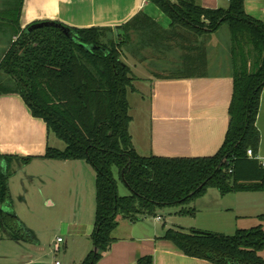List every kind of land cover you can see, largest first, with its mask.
I'll return each instance as SVG.
<instances>
[{
    "label": "trees",
    "instance_id": "obj_1",
    "mask_svg": "<svg viewBox=\"0 0 264 264\" xmlns=\"http://www.w3.org/2000/svg\"><path fill=\"white\" fill-rule=\"evenodd\" d=\"M24 1L0 0V95H20L32 115L64 142L63 150L49 146L45 159L86 161L96 171L97 210L90 237L94 249L82 264H98L110 250L119 217L137 223L161 217L167 208L194 217L192 204L209 189L223 196L264 192V166L248 156L249 149L258 155L261 142L257 121L264 91V23L246 13L245 0H229L227 9L206 8L196 0H148L171 20L168 29L141 12L116 28H76L54 22L31 31L33 24L26 29L20 24ZM224 25L232 41L234 93L222 147L209 157L140 155L130 132L128 97L137 91L138 78L126 55L140 61L146 58L132 45V34L159 54L170 53L175 47L172 42L181 48L180 68L169 77L204 76L199 72L207 62L209 37ZM243 43L250 47L248 55L237 53ZM33 159L0 153V240L8 229L12 239H20L16 230L24 228L3 205L10 199L12 165ZM115 169L129 195L119 194ZM260 219L264 221V215ZM162 239L184 255L212 264H264L261 225L232 235L175 226ZM136 264H154V257L143 256Z\"/></svg>",
    "mask_w": 264,
    "mask_h": 264
},
{
    "label": "crops",
    "instance_id": "obj_2",
    "mask_svg": "<svg viewBox=\"0 0 264 264\" xmlns=\"http://www.w3.org/2000/svg\"><path fill=\"white\" fill-rule=\"evenodd\" d=\"M196 1L211 9L229 7V0ZM245 10L248 15L264 23V0H245ZM141 12L164 29L171 25V20L148 0H25L20 24L22 29L36 22L46 21L60 22L76 28H116ZM208 49L211 50L210 45ZM133 60L137 72L131 68L134 75L151 87L149 119L137 124L135 128V119L132 117L130 125L138 153L142 156L169 158L215 155L222 147L230 125L229 108L234 93L232 71L193 77H162L145 70L144 64L135 58ZM164 62L168 61H158L155 65L160 66ZM136 89V93H140L137 87ZM257 126L261 136L257 154L260 161L264 162V91ZM51 135L54 134L48 132L46 123L32 115L20 95H0L1 154L33 157L31 162L51 161L68 165L66 162L71 161L44 158L50 146ZM53 165L57 167L58 164ZM202 199L210 202V208L206 209L209 215L205 221L209 227H199L198 215H195L192 216L193 224L174 222L170 228H195L228 235L239 229L260 225L264 229V221L260 219L264 215V192H239L223 196L217 189H209L197 201ZM199 206V203L195 205L196 213L201 210ZM175 215L189 217L180 216L177 212ZM161 218H156L154 224H147V219L137 223L127 220L120 222L113 235L115 242L98 264H136L146 255L154 257V264H212L207 260L188 257L171 241L162 239L164 232L170 228L158 226L157 222L165 221L162 215ZM93 231L94 225L86 227V236L90 237ZM260 256L264 258V250L260 252Z\"/></svg>",
    "mask_w": 264,
    "mask_h": 264
},
{
    "label": "rangeland",
    "instance_id": "obj_3",
    "mask_svg": "<svg viewBox=\"0 0 264 264\" xmlns=\"http://www.w3.org/2000/svg\"><path fill=\"white\" fill-rule=\"evenodd\" d=\"M131 39L132 45L137 47L136 49L146 60L140 61L132 54H127L126 61L130 65L135 58L136 61L144 64L145 70L162 77L174 76L179 70L183 51L175 42L170 43L175 46L170 53L159 54L158 49L153 46H143L136 34L133 33ZM208 45L211 50L208 52L206 65L199 73L232 71V41L229 27L224 25L218 33L209 37ZM249 50L250 47L243 43L237 53L248 55ZM164 60L168 61L164 62L165 65H155L158 61ZM247 60L251 63L253 61L250 55L247 56ZM131 68L137 73L133 63ZM135 86L140 93H130L128 97L131 104L130 114L135 119L136 128L137 124L147 122L149 119L151 87L149 83L140 80L135 82ZM50 147L63 150L66 145L55 135H51ZM66 163L68 165H60L63 164L62 162L33 161L27 164L15 162L12 165L9 182L10 199L8 204L3 205V209L12 211L19 221L20 229H24L20 232L16 230L19 240L10 237L13 233L10 229L3 231V239L0 240V264H57V262L82 264L89 252L94 249L91 236H86L85 231L86 227L93 226L96 221V171L86 161ZM53 164L58 165L56 167ZM115 177L119 185V194L129 195L130 191L119 179L117 169H115ZM205 200L207 199L192 204V207L200 204L201 210L200 212L197 210L196 213L199 227L208 225L205 222L209 215L206 209L210 208V202ZM177 211L175 208L161 211L160 215L165 221L157 222L158 226L163 228L165 225L170 228L174 222L193 224L192 216L176 217ZM146 219L147 224L156 222L154 217ZM123 220L119 217L120 222ZM27 232L31 239L27 238ZM58 238H62L63 242L58 243Z\"/></svg>",
    "mask_w": 264,
    "mask_h": 264
},
{
    "label": "water",
    "instance_id": "obj_4",
    "mask_svg": "<svg viewBox=\"0 0 264 264\" xmlns=\"http://www.w3.org/2000/svg\"><path fill=\"white\" fill-rule=\"evenodd\" d=\"M54 22H50V21H46V22H38V23H35L33 24L30 28H29V31L33 30V29H37V28H42V27H45V26H49V25H53ZM65 32H68L66 29H65Z\"/></svg>",
    "mask_w": 264,
    "mask_h": 264
},
{
    "label": "built area",
    "instance_id": "obj_5",
    "mask_svg": "<svg viewBox=\"0 0 264 264\" xmlns=\"http://www.w3.org/2000/svg\"><path fill=\"white\" fill-rule=\"evenodd\" d=\"M248 156L252 157V158H255V159H258V160H261V158L257 155L254 154L253 150L252 149H249L248 150ZM263 166H264V162H262ZM162 218L161 217H157V220H161ZM57 242L58 243H62L63 242V239L62 238H58L57 239ZM57 264H59V262H57Z\"/></svg>",
    "mask_w": 264,
    "mask_h": 264
}]
</instances>
